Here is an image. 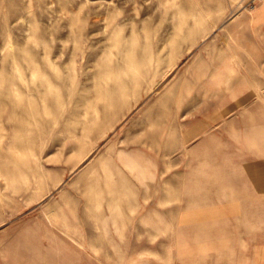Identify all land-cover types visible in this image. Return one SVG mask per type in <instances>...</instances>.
Wrapping results in <instances>:
<instances>
[{
	"label": "rangeland",
	"instance_id": "rangeland-1",
	"mask_svg": "<svg viewBox=\"0 0 264 264\" xmlns=\"http://www.w3.org/2000/svg\"><path fill=\"white\" fill-rule=\"evenodd\" d=\"M260 1L0 0V264H209L217 207L264 228Z\"/></svg>",
	"mask_w": 264,
	"mask_h": 264
},
{
	"label": "crops",
	"instance_id": "crops-1",
	"mask_svg": "<svg viewBox=\"0 0 264 264\" xmlns=\"http://www.w3.org/2000/svg\"><path fill=\"white\" fill-rule=\"evenodd\" d=\"M243 16L248 18V28L246 39L248 44L256 46V51L262 54L263 57L261 61H256V74L255 78L251 77L247 81V93L245 97L241 98L242 101H252L260 100L264 102V0H261L254 7V13L252 15H240L239 22L242 21ZM255 44V45H253ZM259 96V97H255ZM255 149H263V145H256ZM256 179L260 183L263 181V166L264 160L256 161ZM259 192L263 196L262 188H259ZM217 214H230L228 217H223L225 220H229L231 226L230 238L231 245L234 247L233 251L228 257H224V261L219 259V256L212 250L208 254L209 264H220L219 262H224L225 264H264V239H263V224L261 225L256 222L255 233L251 234L250 238L242 232V218L241 214L245 213L243 207H217L215 209ZM201 212V211H199ZM210 213V209L208 210ZM262 214V209L259 210ZM221 218V216L219 217ZM239 220V221H237Z\"/></svg>",
	"mask_w": 264,
	"mask_h": 264
}]
</instances>
